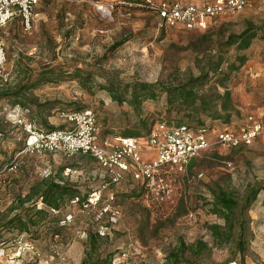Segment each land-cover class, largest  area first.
I'll list each match as a JSON object with an SVG mask.
<instances>
[{"label":"rangeland","instance_id":"1","mask_svg":"<svg viewBox=\"0 0 264 264\" xmlns=\"http://www.w3.org/2000/svg\"><path fill=\"white\" fill-rule=\"evenodd\" d=\"M249 2L238 14L212 19L205 31H188L159 28L156 14L133 0H39L30 29L16 17L1 30L6 63L0 96L6 97L0 98V264H81L88 234L104 236L98 244L113 251V264H164L165 254L179 243L198 241L208 248L196 258L198 264L264 262V189L249 208L243 205L250 187L264 186L260 142L211 146L192 157L183 172L160 170L153 189L144 191L130 172L106 185L104 171L82 154L19 155L26 132L13 115L16 100L30 99L21 115L34 117L41 129L58 128L66 123V113L83 107L96 115L99 142L109 144L129 129H140L142 136L159 120L177 124L185 115L169 109L164 88L185 83L224 59L223 76L208 70L203 86L228 91L231 98L229 110L222 112L228 121L214 119V125L237 130L264 121V0ZM245 29L252 36L249 46L239 50L244 61L230 69L236 50L226 38ZM47 77L50 82L43 80ZM144 85L154 89L155 97L136 100L135 89ZM24 86H31L24 98L9 97ZM67 166L72 172L65 174ZM60 168L64 183L86 200L64 197L59 211L48 209L54 221L44 217L20 230V219L27 220L33 202L21 206L16 197ZM216 187L238 203L247 242L243 254L234 240L221 244L210 233L211 224H223L212 210ZM93 192L100 196L94 204L89 201ZM36 206L43 208L39 200ZM55 223L61 235L54 234ZM240 225L235 223V236Z\"/></svg>","mask_w":264,"mask_h":264},{"label":"built area","instance_id":"2","mask_svg":"<svg viewBox=\"0 0 264 264\" xmlns=\"http://www.w3.org/2000/svg\"><path fill=\"white\" fill-rule=\"evenodd\" d=\"M250 0H204L202 4L179 0H141V6L154 12L159 28L183 27L186 30L205 31L214 18L238 14ZM39 0H0V77H4L6 49L1 30L14 18L19 17L23 28H31L33 10ZM14 112L16 124L26 132L19 155L41 156L45 152L62 153L66 158L76 154L93 157L111 182L122 180L126 172L134 180L153 189L160 170L183 172L192 157L211 146L239 148L254 141L264 145V121L244 124L237 130L230 127L208 128L186 124L158 122L142 137L115 136L112 143L99 142L97 119L92 110H74L65 114L67 125L52 129L37 128L33 122ZM23 114V113H22ZM144 142L153 151L151 157H143ZM72 172L69 167L64 173ZM90 203L99 199L93 192Z\"/></svg>","mask_w":264,"mask_h":264},{"label":"trees","instance_id":"3","mask_svg":"<svg viewBox=\"0 0 264 264\" xmlns=\"http://www.w3.org/2000/svg\"><path fill=\"white\" fill-rule=\"evenodd\" d=\"M141 0H133L135 5ZM144 8V7H142ZM146 9V8H145ZM209 28V27H208ZM206 30V29H205ZM252 35L249 33V29H245L239 34L230 33L227 36V45L228 47H234L236 50V54L234 57V61L229 63L230 69H237L240 65V62L244 61L243 55H239V50L245 49L249 46V39ZM224 59H216L212 63L210 69L206 67L203 69V73L190 78L184 83H178L176 85H169L163 89V91L168 96V107L170 110L177 109L178 112H184L185 115L177 120V124H186L188 126L194 127H206L212 125L214 119H222L223 121H228L229 115H222V112L229 110L231 98L228 91H224L222 94L218 92H211L209 89L204 90V82L207 81L208 70H211L213 73L223 76L221 73L222 65ZM236 62H239V65H236ZM211 64V62H210ZM209 64V65H210ZM44 81L50 82L51 78L47 77L43 79ZM31 86H24L17 89L13 95H9V97L16 98H24L22 97L24 90L28 89ZM136 100H140L143 97H155L154 89L149 85H144L140 87V89L134 91L133 93ZM6 97L5 94L0 96ZM25 100V101H24ZM30 99L24 98L23 101L16 100L13 104L19 106L22 110V113L25 115V109ZM122 100V99H121ZM83 107H76V110H86L82 109ZM27 109V108H26ZM74 112V111H71ZM184 117L187 118V122H184ZM27 120L34 123V117H25ZM211 118V119H209ZM163 120H159L158 122H162ZM155 122L154 124L158 123ZM166 122V121H163ZM2 124V120L0 119V126ZM146 122H141V127H144ZM152 124V125H154ZM35 125V123H34ZM151 125V126H152ZM36 126V125H35ZM150 126V127H151ZM37 127V126H36ZM62 127V126H61ZM149 127V129H150ZM40 128V127H37ZM53 127L46 128L52 129ZM41 129V128H40ZM45 129V128H44ZM149 131V130H148ZM147 131V133H148ZM0 134L2 132L0 131ZM140 129H129L123 133V136H133V137H142L140 136ZM145 135V134H144ZM24 144V142H23ZM21 147V146H20ZM17 150L20 152L22 147ZM84 159L91 158L88 155L82 154ZM93 158V157H92ZM94 159V158H93ZM98 164V163H97ZM99 166V165H98ZM69 167V166H67ZM70 168V167H69ZM63 168H60L56 175L50 176L44 175L42 179L37 181L35 184L29 187L28 191L21 195L19 194L16 197V202L23 206L27 202L32 201L33 205L27 208L29 213V217L26 221L20 219V230H28L30 226L35 225L40 220H43L44 217H49V222L54 221L55 217L49 213V210L59 211L61 204L63 203L64 197H68L70 200L78 198L81 202L86 200V196L78 197L79 192L72 188L71 186L64 183L62 180L61 171ZM131 174V173H130ZM129 175V174H127ZM125 177V175H124ZM131 177V176H130ZM59 179V181H55V179ZM134 179V178H133ZM123 180V179H122ZM63 181V182H61ZM119 182V181H118ZM108 184L111 183V180L108 179L106 182ZM115 183V182H112ZM117 183V182H116ZM140 183V182H139ZM141 184V183H140ZM142 190H147L146 186L141 184ZM260 189H264V186H256L250 187L248 189V193L245 196L244 204L245 207L254 202L260 192ZM212 193L214 194V200L212 203V210L215 214H217L222 220L223 224L220 225L218 223L211 224L210 233L213 238L221 244H228L232 240H234L236 249L240 254H243L246 248V239L244 235V226L240 225V218L236 214V208H238V203L235 198L225 192L220 187H216L212 189ZM37 200L42 203L43 208H37ZM98 201V200H97ZM241 206L244 207V206ZM16 208V207H13ZM19 217L18 214H15V218ZM36 218L38 220H36ZM238 222V235L235 236V223ZM58 223L53 225L54 231H56L55 235H61L62 230H58ZM104 238L103 235L95 234V235H87L85 241V254L81 260V264H113L112 262V252H107L106 249H102L99 246L98 242ZM235 238V239H234ZM207 244L201 241H198L195 245H186L184 243H179L178 246L169 250L164 257V264H198L196 258L202 256L204 251H207ZM242 258V257H241ZM242 261V260H241ZM242 263V262H241ZM264 264V262H262Z\"/></svg>","mask_w":264,"mask_h":264},{"label":"crops","instance_id":"4","mask_svg":"<svg viewBox=\"0 0 264 264\" xmlns=\"http://www.w3.org/2000/svg\"><path fill=\"white\" fill-rule=\"evenodd\" d=\"M13 107H14V109H20L21 110V108L19 107V106H15L14 104H13ZM9 118V117H8ZM7 118V119H8ZM64 121L65 120H61L60 121V123L61 124H63L64 123ZM67 125V122L62 126V127H65ZM59 127H61V126H59ZM115 137V136H114ZM114 137H112V138H114ZM107 141H109V140H107ZM110 141H114V139L112 140H110ZM111 142V143H112ZM142 145H143V157L144 158H147V157H151V156H153L154 155V153H153V151L148 147V145H146L144 142H142ZM91 160H94L93 158H91ZM94 162H95V160H94ZM96 163V162H95ZM127 174H129V172H126V174H125V176L127 175Z\"/></svg>","mask_w":264,"mask_h":264}]
</instances>
